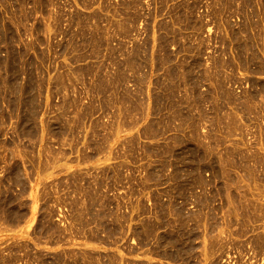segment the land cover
<instances>
[{"label":"rangeland","instance_id":"1","mask_svg":"<svg viewBox=\"0 0 264 264\" xmlns=\"http://www.w3.org/2000/svg\"><path fill=\"white\" fill-rule=\"evenodd\" d=\"M259 1L0 0V264H264V19L252 14L253 31L239 34L255 38L243 56L260 58L244 69L239 54L223 55ZM213 55L223 56L219 85L236 100L215 126L209 98H191L196 80L202 93L213 85L211 74L199 77L214 72ZM156 93L161 107L190 108L189 118L150 126L162 114ZM58 117L67 133L45 134L41 124ZM223 140L240 145L227 151ZM195 148L226 173L227 156L243 157L253 178L231 188L225 172L191 173ZM83 186L85 204L70 211L64 199L79 201ZM49 212L51 226L41 217Z\"/></svg>","mask_w":264,"mask_h":264},{"label":"bare ground","instance_id":"2","mask_svg":"<svg viewBox=\"0 0 264 264\" xmlns=\"http://www.w3.org/2000/svg\"><path fill=\"white\" fill-rule=\"evenodd\" d=\"M252 1V0H251ZM250 0H242V3H243V7L245 6V4H247V6H248V4H249V6L247 7V8H250L251 9V5H250ZM252 3V2H251ZM253 4V3H252ZM254 5H256V9H253V7H252V11H251V13L247 10V12H249L248 13V15H246V14H244V17H245V20H243L242 19V24H241V29H240V31L239 32H235L234 33V36H232V37H229L228 38V42L227 43H223V45L225 44V50H224V53H223V55L225 56V53L226 52H231L232 53V55H233V53H234V56L236 57V55L238 56V54L240 55V57L241 58H239V59H241L240 61H238L237 59V62H240L241 63V65H243L245 68L244 69H247L248 67H249V65H250V63L255 59V57H259V55L258 56H255V54H254V51L252 52V48L250 49L251 50V54L249 53V55H247V56H243V54H245L246 52L248 53V51H247V48L246 47H249L250 48V43L251 42H253V40L255 39H251V36L250 35H248V36H250V38L248 37V36H245V37H243V38H241V37H239V34L240 33H247V34H250V32L249 31H251L252 30V27L249 29V27L251 26V24H250V26H249V21L251 20V18L252 17H254L253 15H258L259 16V20L260 19H264V0L262 1H259L258 2V5H261V8L259 9V10H257V4H254ZM253 6V5H252ZM246 7V6H245ZM259 7V6H258ZM244 9V8H243ZM245 10V9H244ZM255 10V11H254ZM241 11H242V9H241ZM246 11V10H245ZM245 11H244V13H245ZM258 11V13H256ZM262 13V14H261ZM253 14V15H252ZM180 15V17H179V21H180V19L182 20V19H186L185 18V16L183 15V13H181V14H179ZM257 16V17H258ZM256 17V19L258 20V18ZM253 19V22H254V20H255V18H252ZM185 22H186V20H184ZM263 21V20H262ZM183 22V21H182ZM253 22H252V24H253ZM257 22V21H256ZM260 22V21H259ZM259 22H257V23H259ZM256 23V24H257ZM197 24V23H196ZM255 24V25H256ZM261 24V23H260ZM259 25V24H258ZM257 25V26H258ZM262 25V24H261ZM261 25H259V26H261ZM195 26H198V25H195ZM254 26V25H253ZM257 26H255V27H253V28H256ZM196 28V27H195ZM260 28V27H259ZM259 28H258V31H259ZM262 28H263V26H262ZM261 29V28H260ZM198 31V30H197ZM253 31V30H252ZM262 31V30H261ZM263 31H264V29H263ZM260 33L261 32H258V34H259V36H260ZM251 34H253V33H251ZM257 34V35H258ZM262 34V33H261ZM255 35V34H254ZM263 35V34H262ZM255 37V36H254ZM260 37H262V36H260ZM264 38V37H263ZM262 38V39H263ZM234 41V44H233V46H232V42ZM255 41V40H254ZM165 42H166V44H165ZM161 44H162V46H166L167 45V41H165V40H163L162 42H161ZM254 44V43H253ZM229 46H231V47H229ZM254 46V45H253ZM252 45H251V47H253ZM255 47V46H254ZM257 47V46H256ZM255 47V48H256ZM248 48V49H249ZM254 49V48H253ZM249 50V51H250ZM254 50H256V49H254ZM200 51H202V50H200ZM200 51H199V53H200ZM258 52V51H257ZM199 53H197V58H196V61H195V65H197V67H201V59H200V56H202V55H199ZM256 53V52H255ZM259 53V52H258ZM257 53V54H258ZM255 56V57H254ZM260 58V57H259ZM258 58V59H259ZM211 59H213V62H212V64H213V68H214V72L213 73H209V74H207V72L206 71H204V70H200L201 72H199V74H200V76L199 77H201L202 78V80L203 81H205V78H209V77H211L210 79H208V80H210L212 83H213V85L211 84V86H210V89L209 90H207V91H205V93H202L201 91H199V87H198V85L197 84H199L198 83V81L196 80V82H195V85L193 86L194 88H193V90H192V96H191V98L192 99H195V102H196V104L197 105H199V106H201L202 105V103H204V101H205V103H206V98H209L208 100H210L209 102L213 105H211V104H209V103H207V104H209V105H211L212 107H213V109L215 110V114H214V116H213V119H212V122H208V123H211L212 125L214 124V126L216 125V124H219L222 120V114H219L218 112H221V110H224V108H225V110H226V107L224 106V104L226 103V105L228 104L227 102H234L233 100L235 99V93L231 90V89H229V88H227V86H226V88H223L224 86V84H222L221 82H220V80L219 79H221V78H219L221 75H220V73L219 72H223V71H221L220 70V67L222 68V67H226V66H222V60L224 59L223 58V56H221V58H218L217 56L215 57L214 55H213V57L211 58ZM235 59V58H234ZM260 60V59H259ZM256 61H257V59L255 60V63H256ZM254 62V61H253ZM252 62V63H253ZM259 62V61H258ZM261 62H259V63H257V66L259 65H261L260 64ZM262 66V65H261ZM239 67V66H238ZM242 68V67H241ZM261 68V67H260ZM256 69H257V67H256ZM256 69H255V74L257 73V71L259 70L260 71V69H258L257 71H256ZM261 71H262V68H261ZM250 73H251V71H250ZM253 73V72H252ZM251 73V74H252ZM259 73V72H258ZM261 73H263V72H261ZM211 74V75H210ZM254 74V75H255ZM208 75H210L209 77H208ZM258 75H260V73L258 74ZM183 76V78H181V79H187L188 78V76L187 75H182ZM250 76H252V75H250ZM119 77H121V76H119ZM166 77L169 79L170 77H172V78H175V77H173V75L172 76H170L169 75V73L166 75ZM219 78V79H218ZM223 78V77H222ZM119 80H120V78H118ZM122 79V78H121ZM138 79V78H137ZM255 79V78H254ZM139 82H141V79L139 78ZM251 80H253V78L251 79ZM159 81V80H158ZM254 81V80H253ZM187 82H189V80L187 81ZM229 82V81H228ZM190 83H191V81H190ZM221 83V85L223 86H221V85H219ZM250 83V82H249ZM258 83V82H257ZM256 83V84H257ZM119 84H120V81H119ZM139 84H142V82L141 83H139ZM160 84V83H159ZM226 84V83H225ZM229 84V83H228ZM250 84H252V83H250ZM260 84H263L264 85V82H261ZM192 85H193V83H192ZM197 85V86H196ZM214 85H216V86H218L217 88L214 86ZM159 86H161V85H159ZM213 86H214V88H215V90H214V88H213ZM253 86H255V84H253ZM262 86V85H261ZM260 87V86H259ZM171 88H172V86H171ZM213 88V89H212ZM261 89H262V87H260ZM63 89V88H62ZM168 89V88H167ZM173 89V88H172ZM58 90L60 91L61 90V88H58ZM174 90V89H173ZM191 91V90H190ZM169 92V91H168ZM171 92V91H170ZM173 92V91H172ZM260 93V92H259ZM263 94V95H262ZM153 95V94H152ZM151 95V96H152ZM260 96H264V89L261 91V94H259ZM204 96V97H203ZM169 97H171V94H168V97H167V99L169 100ZM214 97H220V98H222V100H224L223 101V105L221 106V104H220V106L218 105V101H219V99H218V101L214 98ZM262 98H264V97H262ZM121 99L122 100H124V97L122 98L121 97ZM150 99H152L153 101H154V103H155V108H156V110L157 111H159V112H161L160 114H161V119H160V121H158V120H152L151 119V121L148 123L150 126H154V125H159V126H162L166 121H170V120H172V119H174L175 120V118L174 117H177V118H183V120H178L179 121V123H183V122H185L187 119L186 118H189L188 116H189V114H187V113H185L186 111H191V109L190 108H184L183 106L182 107H180L179 106V104L178 103H176V101L175 102H173V101H168V103H166L164 106H162L161 107V103H162V98L161 97H159V95H158V93H156L155 95H153L152 96V98H150ZM189 99H190V96H189ZM126 100V99H125ZM208 100H207V102H208ZM221 100V99H220ZM259 100H260V98H259ZM261 100H263V99H261ZM217 101V102H216ZM152 102V101H151ZM191 102V101H190ZM222 102V101H221ZM225 102V103H224ZM259 102V101H258ZM257 102V103H258ZM204 103V104H205ZM234 103H236V100H235V102ZM260 103V102H259ZM182 104V103H181ZM180 104V105H181ZM243 104V103H242ZM233 105V104H232ZM258 105H260V104H258ZM153 106H154V104H153ZM152 106V107H153ZM194 106L196 107V105L194 104ZM210 106V107H211ZM220 108H219V107ZM228 106V105H227ZM245 106V105H244ZM194 107V110H197V109H199V108H195ZM212 107H211V109H212ZM255 107H253V109H254ZM262 108V107H261ZM154 109V108H153ZM250 108L249 107H247L246 108V110H249ZM263 109V108H262ZM255 110V109H254ZM227 111H228V109H227ZM200 113H201V111H200ZM258 113H256V115H257ZM253 115V114H252ZM186 116V118H184ZM201 116H202V113H201ZM200 115H199V117L197 116V115H194L193 116V118H194V120H192L191 121V124L193 125L192 127H191V129H193V131L192 132H190V133H193V137H194V139L196 138H198L199 137V133L197 134V131H198V129H197V126L198 125H200V120H201V117ZM253 116H255V115H253ZM26 117V116H25ZM199 119H198V118ZM258 118L260 117L259 115L257 116ZM176 118V119H177ZM261 119V118H260ZM21 120H23V126H22V131L25 133V132H28L29 134H31L32 133V128L30 127V126H32V124H31V122H30V118H21ZM256 120V119H255ZM211 121V120H210ZM259 121V120H258ZM260 121H263V120H260ZM129 122V121H128ZM260 123V122H259ZM168 123H166V125H167ZM175 124V123H174ZM202 124V123H201ZM20 125H22V124H20ZM178 124L176 123V126H177ZM211 125V126H212ZM186 126V125H185ZM209 127H211L210 125H208ZM70 127V125L68 124V121H66L65 119H61L60 117H58V118H56L55 119V122L54 123H52V122H50V121H48V122H46V123H44V124H41V128H42V131H45V134H47V135H49V136H53V137H57V138H60L62 135H64L65 133H67V131H68V128ZM224 127V126H223ZM213 128V127H212ZM224 129H225V127H224ZM175 130V129H174ZM176 130H178V129H176ZM199 130H200V128H199ZM219 131V130H218ZM221 131V130H220ZM187 132H188V136H189V131L187 130ZM186 132V133H187ZM177 133V132H176ZM240 133H242L243 134V132H240ZM180 134V133H179ZM178 134V135H179ZM185 134V133H184ZM213 134V133H212ZM224 134V133H223ZM227 135V134H226ZM226 135H224V136H226ZM191 136V135H190ZM191 136V137H192ZM244 136H246V135H243V137ZM174 139H175V142L176 141H179L180 142V139H182L181 138V136H179L180 137V139H178L179 137L178 136H176V135H174V136H172ZM176 137V138H175ZM178 137V138H177ZM192 137V138H193ZM230 137H231V139H232V136H231V134H230ZM241 137V136H240ZM242 137V138H243ZM227 138V137H226ZM234 138V137H233ZM199 139V138H198ZM234 139H236V138H234ZM183 140V139H182ZM181 140V141H182ZM186 140V139H185ZM228 140V139H227ZM229 140H230V138H229ZM238 140V139H237ZM241 140V139H240ZM243 140V139H242ZM245 140V139H244ZM243 140V141H244ZM184 141V140H183ZM213 141V140H212ZM221 140H219V142H220ZM231 141V140H230ZM229 141V142H230ZM234 141V140H233ZM223 142H224V144H225V142H226V140L224 141L223 140ZM238 143L239 141H235V143ZM227 143V142H226ZM231 143V142H230ZM230 143H228L229 145H230ZM234 142H232V144L231 145H234L235 144ZM240 143V142H239ZM238 143V144H239ZM228 144H225V149H227L226 148V145H227V147L229 146ZM237 144V145H238ZM230 145V146H231ZM236 145V146H237ZM240 145V144H239ZM238 145V146H239ZM246 146V145H245ZM48 148H50V147H48ZM232 148V147H231ZM239 148V147H238ZM241 149H242V147H240ZM224 149V151H226ZM228 149H229V147H228ZM228 149H227V151H228ZM235 149H237L236 147H235ZM234 147L232 148V150H231V152H233L234 150ZM241 149H238V150H240V151H238V150H236V151H238L236 154H238L239 152H241ZM189 151L191 152V154L192 155H194L193 157H194V160H195V162H196V165L195 166H193L192 168H191V173H193L194 174V170L196 169L197 171H199V170H204V168L205 169H207V170H209L210 172H211V174H213V175H216L217 173H221V172H225L226 173V171H225V168H222V167H220L219 166V161L218 160H216L217 158H215V159H210L209 160V162L208 163H206L205 164V161L203 160V158H202V156H200V155H197V151H196V148L195 149H189ZM50 153V155L53 153V151H50L49 152ZM226 153V152H225ZM230 153V152H229ZM229 153H226L225 155H224V158H226L225 156H227V154H229ZM246 153V152H245ZM233 154V153H232ZM232 154H230V155H232ZM234 154H235V151H234ZM235 154V155H236ZM240 154H243V153H239V155ZM233 156V155H232ZM232 156L230 157V160H229V158H228V156H227V158L226 159H228V161H229V163L228 164H226L225 163V167H228V165H229V170H228V172L226 173V175H227V177H228V179H229V184L231 185V188H233L232 187V184L234 185V183L235 182H237L239 179H240V181L242 182V180L244 179V181L245 180H250L251 178H253V176H251L250 175V169L252 168V167H249L248 169L247 168H244L245 166L243 165V162H241V160L242 161H245V160H243L242 158L240 159V157H238V160L237 161H234L233 159H232ZM241 156V155H240ZM85 157V156H84ZM234 157V156H233ZM237 157V156H236ZM214 158V157H213ZM246 158H248L247 156H246ZM226 159L225 160H223L224 162L226 161ZM227 161V162H228ZM247 161H248V159H247ZM246 162V161H245ZM247 163V162H246ZM245 164V163H244ZM247 166V165H246ZM159 167H163V166H159ZM158 167V168H159ZM184 168V167H183ZM160 169V168H159ZM224 169V170H223ZM161 170V169H160ZM159 170V171H160ZM163 171V170H162ZM254 171V170H253ZM235 172H237V173H239V175L238 176H234V174L235 175H237ZM233 175H232V174ZM241 174H242V176H241ZM81 175V174H80ZM85 176V175H84ZM245 176V177H244ZM247 176V177H246ZM251 176V177H250ZM67 179H68V176L66 177ZM197 178V177H196ZM19 181H20V178L18 179ZM239 185H240V183L239 182H237ZM243 183V182H242ZM236 184V183H235ZM235 187V186H234ZM237 187V186H236ZM240 188H238V190H239ZM76 190L77 191H79V192H82V193H84V197L83 198H81L79 201L78 200H73V198H68V196L66 197V199H64L67 203H68V206L70 207V211H76L77 209H78V205H79V202H84V204H85V186H83V187H80V188H76ZM233 190H235V189H233ZM237 190V189H236ZM243 191V193H244V190H242ZM241 191V192H242ZM233 192V191H232ZM233 194V193H232ZM236 194V193H235ZM233 195V196H235L236 197V195ZM240 195V194H239ZM241 195H242V193H241ZM244 195V194H243ZM238 196V195H237ZM240 197V199L241 198H243V197H241V196H239ZM237 199V198H236ZM239 199V200H240ZM238 200V199H237ZM243 200V199H242ZM241 200V201H242ZM243 202V201H242ZM241 202V203H242ZM244 203H245V201H244ZM244 203H243V206H244ZM247 204V203H246ZM245 204V206L246 207H248L247 205ZM44 208H46V204L42 207V209H44ZM249 208V207H248ZM84 210H85V208H84ZM248 211H249V209H248ZM52 212V211H51ZM50 213V212H49ZM248 212H246V214H247ZM51 214L52 213H50L49 215H43V214H41V217H42V219L44 218V220H48V221H46V222H48V224L51 226V223L53 222L52 220H51V218H53V215H52V217H51ZM75 218H76V221L77 220H80L79 222H82L83 223V219H85L84 217H85V215L84 214H80V213H76L75 214V216H74Z\"/></svg>","mask_w":264,"mask_h":264}]
</instances>
